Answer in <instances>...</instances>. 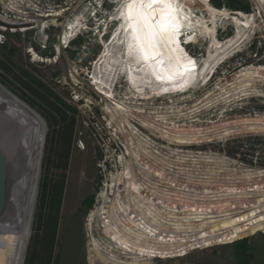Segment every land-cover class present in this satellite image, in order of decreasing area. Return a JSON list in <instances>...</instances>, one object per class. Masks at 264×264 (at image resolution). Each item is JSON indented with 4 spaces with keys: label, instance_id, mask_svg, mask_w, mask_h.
Segmentation results:
<instances>
[{
    "label": "built area",
    "instance_id": "2783aa9c",
    "mask_svg": "<svg viewBox=\"0 0 264 264\" xmlns=\"http://www.w3.org/2000/svg\"><path fill=\"white\" fill-rule=\"evenodd\" d=\"M124 1L114 8V14ZM212 1L208 3L212 5ZM75 2L79 5L70 10L66 3L65 8L54 0H0V43L9 33L38 35L43 40L38 51L46 52L52 29L63 27L58 46L68 50L88 31L94 32L103 8L102 0ZM252 2L248 13L215 8L226 10L231 18L244 13L254 23L229 46L230 56L218 63L220 67L213 66L219 69L203 74L196 90L200 100H190L197 93L194 89L163 98L159 92L136 91L121 99L117 92L123 86L118 76L112 83L100 85V90L95 88L96 97L105 106L91 113L97 122L93 130L101 156L96 163L97 193L85 223L88 264L90 257H98L99 264H159L242 240L236 238L234 228L221 229L220 225L240 220L259 206L257 200L264 194V159L260 156L264 147L248 144L230 153L231 140L252 133L230 135L232 131L227 132V126L220 122L240 119L246 123L242 119L246 117L254 118L253 122L264 120V114L254 111L264 103L262 57H250L255 63L246 69V56L239 58L244 55L240 52L257 40L261 49L264 40V0ZM193 3L201 13V0ZM229 20L223 16L220 21L225 25ZM95 31L99 33V27ZM233 58H239L235 65L243 67L234 75L229 70L223 75ZM104 88L113 94L110 98L101 95ZM218 92L225 98L221 106L209 99ZM153 94L156 97H151ZM91 99L82 95L77 102L90 104ZM246 107H251L252 116L234 114Z\"/></svg>",
    "mask_w": 264,
    "mask_h": 264
},
{
    "label": "rangeland",
    "instance_id": "374dc122",
    "mask_svg": "<svg viewBox=\"0 0 264 264\" xmlns=\"http://www.w3.org/2000/svg\"><path fill=\"white\" fill-rule=\"evenodd\" d=\"M54 1L57 4L60 3L65 8L66 3L70 6V10L79 5L78 2L73 3V0ZM109 1L111 3H107L98 12V22H95L94 26L95 33L88 31L78 41L71 44L70 48L66 51L60 50L58 46V38L63 27L52 29L50 41L46 45V52L41 53L38 51L41 49L43 41L38 35H26L24 37L9 33L5 35L3 43H0V63L5 65L10 71H6L0 66V85L37 113L43 119L46 127L34 204L35 209L30 235L24 241V249L21 254L23 258L22 264H28L32 256L35 259L39 256L35 264H44L46 260V257L42 258L40 256L41 247H45V243H47L44 237L45 220L44 222L40 220L49 211V202L47 208H45V194L48 190L47 183L49 181H52V185L61 181L65 183L57 237L52 248L51 264H88L85 249V223L97 193L96 163L101 156L100 150L96 145L93 130V125H96L97 122L93 119L91 113H95V111H99V108H104L105 106L96 97L95 88L100 90L98 85L92 87L90 84L102 79L103 74L99 73L104 65L102 64V59L107 53L116 30L120 26L115 21L116 15L114 16L113 11L122 0ZM185 3L186 7L192 8V5L188 1ZM80 6L86 7L85 4H80ZM212 6L217 9L225 8L231 11L248 13L252 9L253 2L252 0H213ZM202 9H200L201 13L195 10L197 16H204L209 21V16H206L208 11L203 12ZM223 23V21H218L216 25V37L222 43H224L223 40H231L235 36L233 22L229 20L225 25ZM222 26L226 30H223ZM98 27L99 33L95 31V28ZM104 29H106V34L101 36ZM256 36L258 37V35ZM261 36L259 34V37ZM258 41L240 52L241 54L244 53V55L239 58H245L246 56L244 67H241L245 69L252 68L251 65L255 61L250 57H254L256 54H259V57L261 55L262 61L259 64L264 65V40H262L261 49H258ZM209 42V37L203 35L198 40L196 46L190 47L189 50L191 52H196L195 58L197 62L203 60V57L206 59L205 55ZM32 47L34 51L29 52ZM198 54H202V57H196ZM239 58H233L234 60L232 59L228 65L226 64L223 75L226 70H229V73H233V75L237 73L239 68H241L240 65H235L239 61ZM218 63L213 66L218 65ZM115 69L116 71H113L111 77L107 79V83H112L114 78L118 76L120 78V85L123 86L117 92L121 96V99H123L124 95H133L136 90L132 85H129L127 76L120 73L119 68L116 67ZM218 69L216 66V69L212 68L211 70ZM37 85L44 87L43 91L40 88L38 89L40 91L38 92L39 94L45 99L48 98L56 106L63 108L67 116L65 121L57 112L47 106L41 100L42 98L39 99L28 88L31 86L30 88L36 89ZM82 95L83 98L90 96L92 98L90 100L91 103H84L82 100L81 102H77L79 96L82 97ZM254 111L258 115L264 114V103L255 107ZM252 112L251 107H246L240 113L234 114L243 113L246 116H252ZM73 118L75 124L73 126L69 163L67 169H62L58 166L59 163L57 164V156L54 151L55 137L71 124ZM86 123L89 127L85 125ZM257 129L264 131V126L256 127L253 131ZM232 133H234L233 129ZM231 141L234 142L233 146L230 147L231 144L227 145L230 147L228 149L230 153L240 151L243 146L248 144L264 147V132L242 135ZM1 148L4 150L3 145H1ZM262 149L263 151L260 152V156L264 159V148ZM262 165H264V160H262ZM6 250L9 251L10 248L7 247ZM0 264H4L3 259L0 260ZM159 264H264V232H259L258 235L253 237L244 238L236 244L196 252L181 260L166 261Z\"/></svg>",
    "mask_w": 264,
    "mask_h": 264
},
{
    "label": "bare ground",
    "instance_id": "6f19581e",
    "mask_svg": "<svg viewBox=\"0 0 264 264\" xmlns=\"http://www.w3.org/2000/svg\"><path fill=\"white\" fill-rule=\"evenodd\" d=\"M186 1L192 5V8L186 7ZM201 2L199 4L202 8L208 11L209 21L204 16H197L193 0H178V3L182 5L180 20L183 25L179 30V46L175 52L171 53L170 57L165 59L163 65L156 68L155 73L144 62H137L135 57H130L127 53L126 42H121L125 41V35L124 29L121 27L124 21L121 17L122 7H120L117 13H113L114 16L116 15L115 21L120 26L102 59L104 65L99 73L103 76H100L102 78L100 81H95L96 85L98 87L99 85L106 86L107 79L111 77L112 72L116 71L114 68L117 67L120 73L127 76L129 85H132L138 94L146 93L150 89L153 92H159V97L163 98L164 95H172V93H175L176 96L184 95L188 86L195 91L198 90V83L203 74L209 70L211 71L214 64L227 59L230 56L227 50L229 46H234L235 40H240L242 35L254 23V20H251L244 13H238L236 16L232 15L231 18L226 10L222 12L215 9L208 3V0H201ZM223 16L231 19L235 26V36L225 44L216 37V25ZM203 35L208 36L210 42L205 55L206 59L203 57V60L197 62L195 55L189 49L191 46H195ZM176 57L179 58L178 61L174 59ZM196 57H202V54L200 56L198 54ZM189 60L195 61L194 71L188 64ZM157 73L161 76V79L156 78ZM247 75H250V73ZM132 86L131 88H133ZM242 87L246 89L244 85ZM221 89H223L222 85ZM103 90L105 92L102 91L101 95L104 98H110L113 95L107 94L105 88ZM196 92L190 96V100L198 97V91ZM150 95H144L143 97H150ZM151 97L156 96L153 94ZM201 98L200 95L198 99ZM144 99L151 98H141V100ZM209 99L213 100V103L217 104L216 106H221L225 100L224 94H220V92L214 93ZM242 119L246 123H241L240 119L225 120L220 123L227 126V132L234 130V133L231 132L230 135L264 132L258 129L253 131L256 127H263L264 120L257 119L253 122L254 118L246 117ZM45 132L46 127L43 119L28 105L0 85V146H4L9 161L8 203L6 209L0 215V260L3 259L4 264H22L21 254L24 249V241L30 235L35 209L34 204ZM257 202L259 206L252 213L245 214L240 220L231 219L222 222L221 229L234 228L237 231L236 238L240 240L248 238V236L241 237V235L264 232V194L260 196ZM246 222L248 224H243ZM239 223L243 225L238 226ZM7 247L10 248L9 251L6 250ZM99 263L98 257H90V264Z\"/></svg>",
    "mask_w": 264,
    "mask_h": 264
},
{
    "label": "snow or ice",
    "instance_id": "6c2138e0",
    "mask_svg": "<svg viewBox=\"0 0 264 264\" xmlns=\"http://www.w3.org/2000/svg\"><path fill=\"white\" fill-rule=\"evenodd\" d=\"M121 7L125 35L121 42H126L130 57L144 62L155 73L179 46L182 5L178 0H125ZM188 64L194 71L195 61L189 60ZM156 78L161 76L157 73Z\"/></svg>",
    "mask_w": 264,
    "mask_h": 264
},
{
    "label": "trees",
    "instance_id": "16d2710c",
    "mask_svg": "<svg viewBox=\"0 0 264 264\" xmlns=\"http://www.w3.org/2000/svg\"><path fill=\"white\" fill-rule=\"evenodd\" d=\"M0 66L4 68L6 71H9V69L0 63ZM10 72V71H9ZM27 87V85H26ZM31 87V86H30ZM30 91H32L39 99H41L47 106H49L52 110L57 112L64 121L66 120V114L63 111V108L56 106V104H53L51 101L48 100V98H44L41 94H39L38 89H42L44 87L38 86L36 89L30 88ZM34 87V86H33ZM75 124V120L73 118L71 124L67 126L62 133H58L55 137L56 141L54 143V151L55 155L57 156V164L62 169H67L69 158H70V149L72 146V139H73V126ZM64 181H61L57 184L52 185V181H49L47 183V193L45 194L46 204L45 208H47V204L49 202V211L44 215V217H41L42 222H44V237L47 241L45 243V247H41V254L40 256L46 257L44 264H51L52 259V248L55 242V239L57 237V228H58V222H59V215L62 207V201H63V192H64ZM251 237L252 235H242L241 237ZM236 244V243H235ZM30 257V260L28 261V264H35L36 260H38L39 256ZM45 259V258H44Z\"/></svg>",
    "mask_w": 264,
    "mask_h": 264
},
{
    "label": "water",
    "instance_id": "95a60500",
    "mask_svg": "<svg viewBox=\"0 0 264 264\" xmlns=\"http://www.w3.org/2000/svg\"><path fill=\"white\" fill-rule=\"evenodd\" d=\"M9 161L7 153L0 146V215L8 203Z\"/></svg>",
    "mask_w": 264,
    "mask_h": 264
},
{
    "label": "clouds",
    "instance_id": "9594fccd",
    "mask_svg": "<svg viewBox=\"0 0 264 264\" xmlns=\"http://www.w3.org/2000/svg\"><path fill=\"white\" fill-rule=\"evenodd\" d=\"M103 1V6H105L107 3L108 4H110L111 3V1H109V0H102ZM127 80H128V78H127ZM129 82V81H128ZM192 89H191V87L190 86H188L186 89H185V92L187 93V92H189V91H191ZM147 91H151L150 89H148Z\"/></svg>",
    "mask_w": 264,
    "mask_h": 264
},
{
    "label": "crops",
    "instance_id": "0c3cea01",
    "mask_svg": "<svg viewBox=\"0 0 264 264\" xmlns=\"http://www.w3.org/2000/svg\"><path fill=\"white\" fill-rule=\"evenodd\" d=\"M258 234H259V233H258ZM258 234L255 233V235H252V237H253V236H256V235H258Z\"/></svg>",
    "mask_w": 264,
    "mask_h": 264
}]
</instances>
